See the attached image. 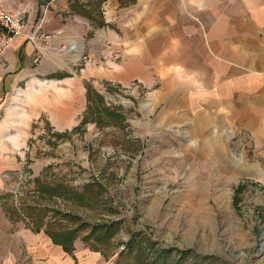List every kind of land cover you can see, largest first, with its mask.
Segmentation results:
<instances>
[{
  "label": "rangeland",
  "instance_id": "rangeland-1",
  "mask_svg": "<svg viewBox=\"0 0 264 264\" xmlns=\"http://www.w3.org/2000/svg\"><path fill=\"white\" fill-rule=\"evenodd\" d=\"M89 38L40 56L0 104V264H264V151L255 137L195 135L179 118L165 120L138 81L95 74ZM88 87L124 118L81 123L101 108H87ZM51 221L90 224L68 252L49 236ZM97 223H114L105 251L82 239ZM132 238L143 239L137 260L121 253Z\"/></svg>",
  "mask_w": 264,
  "mask_h": 264
},
{
  "label": "crops",
  "instance_id": "crops-1",
  "mask_svg": "<svg viewBox=\"0 0 264 264\" xmlns=\"http://www.w3.org/2000/svg\"><path fill=\"white\" fill-rule=\"evenodd\" d=\"M0 1L30 25L43 18L50 36L17 35L0 52V104L40 56L88 34L96 75L138 81L165 120L179 118L192 134L249 133L264 151V0ZM81 5L100 10L92 19Z\"/></svg>",
  "mask_w": 264,
  "mask_h": 264
},
{
  "label": "trees",
  "instance_id": "trees-1",
  "mask_svg": "<svg viewBox=\"0 0 264 264\" xmlns=\"http://www.w3.org/2000/svg\"><path fill=\"white\" fill-rule=\"evenodd\" d=\"M82 6V5H81ZM92 7H94V5H92ZM80 9L84 10L85 11V15L87 17H90V18H94L93 15L91 14L94 13L96 10H94V8H89V9H86L85 7H81ZM99 25H101L103 22H98ZM89 89H91L92 91H90ZM88 97L90 96L91 97V105L89 103V105L87 106V108L89 109L91 106H94V103L96 101L97 105L101 108H96L92 111L90 110V114H94L93 116H88L87 117V111L83 117V119L81 120V123H85L87 122L88 120H97V122L99 124L101 123H106V120H105V116H111L112 118H117L119 120H122L124 117L122 115L121 112H119L115 107L116 111H112L111 108H108V107H105L104 105L102 106V100H103V95L100 94V92L96 89H93L92 87H88ZM99 103V104H98ZM102 111H105V113L109 114V115H106L105 113H103ZM81 128V124H79L77 126V130ZM60 135V134H59ZM67 135V132L62 134V136H65ZM60 186V184H55V185H52L50 187H44L43 188V191L45 192L48 191L51 193L52 190H57V188ZM62 186V185H61ZM90 187V186H88ZM101 187V185L99 186ZM94 193H98L96 191H94ZM48 210V209H46ZM53 214L55 215V213H57L58 211L57 210H53ZM64 216L68 217L69 219H76V220H79L80 218L76 215H73L71 213H64L63 214ZM42 218V217H41ZM56 219V218H55ZM48 224V228H47V232L49 234V236L52 238V240L56 243H60L63 248L68 251V252H71L74 248V242L77 240V238L80 236L79 235V230H80V227L79 226H82V225H87V224H90L88 222H81L79 224L78 227H70V228H63V229H58V228H55V221H51ZM53 225V227H52ZM51 228H50V227ZM114 226V223H97V224H94L92 226V228L89 230V233L86 234L85 236L83 235L82 236V239L89 244L90 247H92L93 249H96V250H101V251H105L106 248H109L112 244V241L110 240L109 238V235L111 234L110 232L112 231V227ZM101 229H103V231H101ZM143 239H139V240H134V238H132L128 244H127V249H123V251H121V253H126V256H129L130 258H135L136 260L141 256V253L144 252V250L142 249V242ZM125 250V251H124ZM191 252V251H190ZM190 252L188 251H184L183 252V257L187 254H189ZM160 256L163 257V259L165 260V258L167 257V251H163L159 254ZM198 257H204L203 255H200V254H197ZM182 257V258H183ZM159 259V258H158ZM154 263V260H149V264H153ZM115 264H124V263H121V262H116ZM126 264H136L135 263V260L134 262H127ZM137 264H142L141 262L140 263H137Z\"/></svg>",
  "mask_w": 264,
  "mask_h": 264
},
{
  "label": "built area",
  "instance_id": "built-area-1",
  "mask_svg": "<svg viewBox=\"0 0 264 264\" xmlns=\"http://www.w3.org/2000/svg\"><path fill=\"white\" fill-rule=\"evenodd\" d=\"M43 22L42 18L30 25L21 11L8 8L0 1V52L8 47L17 35H25L35 43L50 38L42 33Z\"/></svg>",
  "mask_w": 264,
  "mask_h": 264
}]
</instances>
